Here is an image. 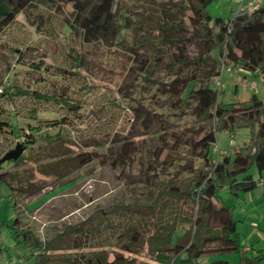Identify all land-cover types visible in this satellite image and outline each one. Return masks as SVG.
Masks as SVG:
<instances>
[{
    "label": "rangeland",
    "instance_id": "rangeland-1",
    "mask_svg": "<svg viewBox=\"0 0 264 264\" xmlns=\"http://www.w3.org/2000/svg\"><path fill=\"white\" fill-rule=\"evenodd\" d=\"M123 1L130 7L128 16L131 20L145 16L147 0ZM149 1L171 5L179 0ZM240 6L237 0H213L207 5L206 12L211 17L226 18ZM52 10L45 4H39L38 9L33 10V13L41 11L48 15L49 21L40 26L42 30L38 33L20 13L0 31V92L6 90V95L0 96V121L10 125L0 132V157L16 142L24 145L16 160L0 163V173L4 175L0 179V264H31L35 258L34 249L28 250L12 237L10 225L15 216L22 228L31 229L39 240H43L60 232L67 224L85 221L94 211H104L106 219L96 213L91 235L82 231L64 236L57 244L59 248L50 252L51 264H79L99 250H105L107 261H110L112 253L118 250L117 245L127 240L132 229L144 237L150 233L153 224H168L177 232L189 227L191 208L180 199L168 198L161 208L152 212L131 205L148 203L158 189L155 182L135 180L138 168L134 162L123 167L121 177H115L117 171L96 162L78 166L74 155L87 150L105 152L107 145L97 148H85L84 145L106 133L124 131L132 121V108L137 105L161 114L175 131L187 129L192 134L200 128L195 138L208 127V121L195 115L190 105H178L172 96L162 92L159 83L171 78L164 70H153L149 79H144L135 62L116 44L103 51L87 44L82 47ZM135 31L132 33L124 28L120 34L128 42L145 37L146 33ZM151 39L154 40L153 36H148V46L141 50L142 55L149 59L160 54L164 57V47L152 44ZM85 50L98 62V66L91 67L90 76L74 71L67 56L69 51ZM33 64H37L38 69H34ZM127 67H132V71L123 80ZM218 76L220 99L246 100L254 93L264 102V87L259 76L230 69H220ZM214 81L215 77L209 80L211 87H215ZM250 82L255 83L254 89L249 88ZM198 84L196 82L194 86ZM30 90L41 95L67 97L79 106L68 110L50 100L32 97ZM249 134L247 125L238 127L232 136L220 131L215 145L220 150H231L230 139L237 147L247 141ZM162 135L157 129L146 142L160 146ZM164 137L167 139L168 133ZM159 160L163 163L155 170L156 179L159 183L177 185L193 181L203 164L201 157L189 156L182 147L164 149ZM186 161L191 162V169L184 168ZM249 173L253 178L258 177L253 167ZM61 174H67L64 179H70V183L55 189V178ZM260 175L264 176V169ZM262 191L263 187L257 185L233 196L226 185L218 189L219 201L233 210L239 249L205 254L197 259L199 262L220 258L229 264H238L241 259L257 254L259 249L264 258ZM109 204L121 206L106 208ZM89 221L86 220L82 230L85 224H91ZM149 257L144 246L136 255V264Z\"/></svg>",
    "mask_w": 264,
    "mask_h": 264
},
{
    "label": "trees",
    "instance_id": "trees-1",
    "mask_svg": "<svg viewBox=\"0 0 264 264\" xmlns=\"http://www.w3.org/2000/svg\"><path fill=\"white\" fill-rule=\"evenodd\" d=\"M212 1L179 0L168 5L147 0L145 16L131 20L128 16L130 7L123 0H0V31L20 13L35 32H40V26L49 21L48 15L41 11L33 13V10L38 9L39 4H45L60 17L68 32L76 36L82 47L87 44L103 51L110 50L116 44L135 62L136 69L144 79H149L153 70H164L171 78L159 83L162 92L172 96L178 105H190L195 115L209 123L195 138L200 128L192 134L187 129L175 131L161 114L137 105L132 108V121L124 131L106 133L84 145L85 148L107 145L105 152L87 150L74 155L78 166L96 162L117 171L115 177H121L123 167L134 162L138 168L135 180L155 182L158 188L148 203L131 204L138 209L157 211L168 198L180 199L191 208L188 229L177 232L168 224H153L150 233L144 237L132 229L127 240L117 245L118 250L112 253L110 261H107V252L99 250L79 264H136V255L144 246L150 261L142 260L138 264H229L220 258L208 262L197 259L205 254L238 251L233 210L229 205H223L216 193L223 185L233 196L257 186L256 180L264 169V102L254 93L246 100H222L219 98L221 92L211 87L209 80L218 76L221 68L228 67L235 72H251L259 76L264 87V0H260L259 5L251 11L234 12L226 18L207 14L206 7ZM67 6L69 9H66ZM124 28L132 33L139 30L148 35L145 34L139 41L128 42L120 34ZM148 36H153L152 44L164 47V57L160 54L149 59L142 55L141 50L148 46ZM88 53L87 50L69 51L67 56L74 71H82L90 76L91 67L98 66V62ZM32 67L38 69L37 64ZM131 71L132 67L125 69L123 80ZM196 82L199 84L194 86ZM28 92L32 97L50 100L68 110L79 106L67 97L41 95L35 90ZM5 95L6 90L0 92L1 97ZM245 125L250 127L247 141L237 147L232 145L231 150H224L214 160L212 147L217 133L225 131L232 136L238 127ZM5 126L10 125L7 121H0V132ZM157 129L164 135L168 133V138L162 135L160 146L148 144L146 138ZM180 147L189 156L203 159L201 169L195 179L186 185L159 183L154 174L159 164L163 163V160H159L161 152L164 149L178 150ZM252 167L257 178L249 173ZM184 168L191 169V162L186 161ZM66 175L55 178V189L70 183V179H64ZM3 176L0 173V179ZM112 206L119 208L121 205L109 204L106 208ZM97 212L102 214L100 218H107L104 211H94L87 217L91 224H85V229L81 227L86 220L67 224L63 230L43 240H39L31 229L22 228L15 216L10 225L12 237L28 250H35L31 264H51L50 252L59 248L57 244L64 236L82 231L92 234ZM238 264H264L262 250L241 259Z\"/></svg>",
    "mask_w": 264,
    "mask_h": 264
},
{
    "label": "built area",
    "instance_id": "built-area-1",
    "mask_svg": "<svg viewBox=\"0 0 264 264\" xmlns=\"http://www.w3.org/2000/svg\"><path fill=\"white\" fill-rule=\"evenodd\" d=\"M245 1H248V2L245 3ZM237 2H239V4H241V6L239 7V9H238L237 11H235V13H236V12H244V11H247V12H248V11L253 10L254 8H256V7L259 5L260 0H237ZM244 3H245V4H244ZM243 5H244V6H243ZM221 69H222V68H221ZM225 69L228 70L229 68L227 67V68H225ZM214 84H215V88H216L217 90H219V87H220V78H219V76H216V77H215ZM255 86H256V85H255L254 82H250V83H249V88L254 89ZM228 145H230V146L233 145V141H232V139L229 140ZM212 151H213V153L215 154V158H214V160H216V158H217L221 153L224 152V150H220L216 145H214V146L212 147ZM256 184H257L258 186H262L263 189H264V176L259 177V178L256 180Z\"/></svg>",
    "mask_w": 264,
    "mask_h": 264
},
{
    "label": "water",
    "instance_id": "water-1",
    "mask_svg": "<svg viewBox=\"0 0 264 264\" xmlns=\"http://www.w3.org/2000/svg\"><path fill=\"white\" fill-rule=\"evenodd\" d=\"M24 149V145L21 143L16 142L14 147L12 149L7 150L1 157H0V163L9 161V160H16L21 152Z\"/></svg>",
    "mask_w": 264,
    "mask_h": 264
},
{
    "label": "crops",
    "instance_id": "crops-1",
    "mask_svg": "<svg viewBox=\"0 0 264 264\" xmlns=\"http://www.w3.org/2000/svg\"><path fill=\"white\" fill-rule=\"evenodd\" d=\"M248 2V1H245V3Z\"/></svg>",
    "mask_w": 264,
    "mask_h": 264
}]
</instances>
